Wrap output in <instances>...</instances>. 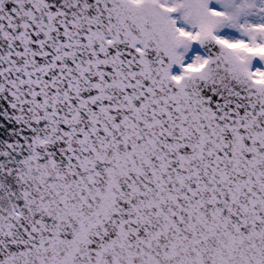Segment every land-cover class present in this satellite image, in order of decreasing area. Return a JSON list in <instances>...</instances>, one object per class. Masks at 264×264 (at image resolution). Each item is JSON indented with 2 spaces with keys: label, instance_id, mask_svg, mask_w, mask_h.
<instances>
[{
  "label": "snow or ice",
  "instance_id": "1",
  "mask_svg": "<svg viewBox=\"0 0 264 264\" xmlns=\"http://www.w3.org/2000/svg\"><path fill=\"white\" fill-rule=\"evenodd\" d=\"M0 264H264V0H0Z\"/></svg>",
  "mask_w": 264,
  "mask_h": 264
}]
</instances>
